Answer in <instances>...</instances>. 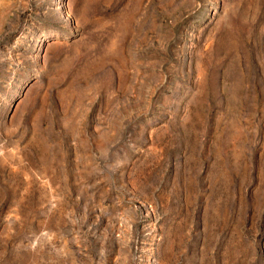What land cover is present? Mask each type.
Returning <instances> with one entry per match:
<instances>
[{"label":"rangeland","instance_id":"1","mask_svg":"<svg viewBox=\"0 0 264 264\" xmlns=\"http://www.w3.org/2000/svg\"><path fill=\"white\" fill-rule=\"evenodd\" d=\"M0 264H264V0H0Z\"/></svg>","mask_w":264,"mask_h":264},{"label":"bare ground","instance_id":"2","mask_svg":"<svg viewBox=\"0 0 264 264\" xmlns=\"http://www.w3.org/2000/svg\"><path fill=\"white\" fill-rule=\"evenodd\" d=\"M45 39L39 40V43L44 42ZM39 46V45H38ZM153 241V240H152ZM154 243V242H153ZM155 251V244H149L147 250L145 251L148 254H151ZM152 255V254H151ZM145 261V260H144Z\"/></svg>","mask_w":264,"mask_h":264}]
</instances>
